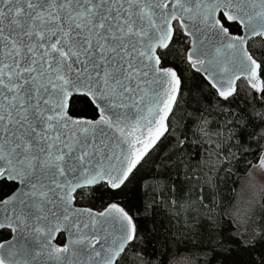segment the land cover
<instances>
[{
    "label": "snow or ice",
    "instance_id": "1",
    "mask_svg": "<svg viewBox=\"0 0 264 264\" xmlns=\"http://www.w3.org/2000/svg\"><path fill=\"white\" fill-rule=\"evenodd\" d=\"M255 42L264 0H0V264H264V187L220 196L264 171Z\"/></svg>",
    "mask_w": 264,
    "mask_h": 264
},
{
    "label": "trees",
    "instance_id": "2",
    "mask_svg": "<svg viewBox=\"0 0 264 264\" xmlns=\"http://www.w3.org/2000/svg\"><path fill=\"white\" fill-rule=\"evenodd\" d=\"M255 47L257 48H261L262 50H264V46H262L259 42H255ZM258 58H264V57H260L258 54ZM259 87H253L252 85H250L248 83V81H246L244 79V81H242L240 83V94L237 98V102L233 105V107H238L240 105H244L245 108H247V103L251 101V92L253 89L259 90L262 87H264V80H261L259 77ZM229 95V94H228ZM227 96V95H226ZM186 119V112L182 111L181 109H177V114L174 117V120L177 122V126H178V131L182 130V129H188L189 130V138L191 139V132H190V126H185L184 125V120ZM247 131V129H246ZM238 139V138H237ZM236 143L234 141L233 143V157L235 158L236 155ZM241 152L240 155L242 157V159H240L238 162L235 161V159L233 160V164L228 166V169L226 170H221L220 175L225 177L224 183L227 185L228 189H232V185L233 182H235V189L232 191H226V190H221L220 192V196L223 197L222 200V204H221V208L222 211L225 213L226 207L230 204H232V202L235 199L236 196V191L239 187V185L241 184L242 180L245 177V174L249 168V166L251 165V163H253L256 160V156L253 155L252 150L253 148L256 147V145H248V141L245 140L244 145H241ZM244 148H248V151H243ZM205 151L203 145L200 144H190L189 145V153L190 154H198V153H203ZM218 203H221L220 201H218ZM226 214V213H225ZM224 227H227V223L225 222L223 224ZM181 254H186L183 252V250H181L179 253H176L175 250L172 251V253H170V258L171 260L179 257Z\"/></svg>",
    "mask_w": 264,
    "mask_h": 264
},
{
    "label": "rangeland",
    "instance_id": "3",
    "mask_svg": "<svg viewBox=\"0 0 264 264\" xmlns=\"http://www.w3.org/2000/svg\"><path fill=\"white\" fill-rule=\"evenodd\" d=\"M262 187H264V171L260 170L253 162L236 191L234 201L226 207L225 213L231 210V206L242 204L249 196L259 191ZM185 255L181 254L179 257L172 259L173 264H183Z\"/></svg>",
    "mask_w": 264,
    "mask_h": 264
},
{
    "label": "water",
    "instance_id": "4",
    "mask_svg": "<svg viewBox=\"0 0 264 264\" xmlns=\"http://www.w3.org/2000/svg\"><path fill=\"white\" fill-rule=\"evenodd\" d=\"M244 67H245V70H247V66L246 65H244ZM172 79L173 80H175V77H174V75L172 76ZM245 80L246 81H248V83L250 84V85H252L253 87H259V71H258V66L257 65H255V64H253L252 66H251V69H250V71H248L247 72V75L245 76ZM231 91H232V88L231 87H229V88H227L225 91H224V93H223V95H228V94H230L231 93ZM174 93V92H173ZM171 103V99H169L168 101H167V107H168V105ZM171 108V107H170ZM165 111V110H164ZM164 111H163V113H162V115L164 114ZM162 115H161V117H162ZM161 117L159 118V120L157 121V125L160 123V121H161ZM156 125V126H157ZM156 128L157 127H155V129L154 130H150V132H149V135L150 136H152V138L153 139H155V137L156 136H158L160 133H159V131H157L156 130ZM146 146H148V144H147V140L145 141V146L144 147H146ZM143 148V147H142ZM141 148V149H142ZM140 149V150H141ZM139 150V151H140ZM138 151V152H139Z\"/></svg>",
    "mask_w": 264,
    "mask_h": 264
},
{
    "label": "bare ground",
    "instance_id": "5",
    "mask_svg": "<svg viewBox=\"0 0 264 264\" xmlns=\"http://www.w3.org/2000/svg\"><path fill=\"white\" fill-rule=\"evenodd\" d=\"M175 95V93H173V96ZM171 107V103L168 105L167 108ZM167 114V110L165 109L164 114L161 117V121L160 123L156 126V130L159 131V133L164 131V120L163 117ZM147 147V146H146ZM146 147H143L138 154L136 155L135 159H139V156L143 154V152L146 150ZM135 159L133 160V163H135Z\"/></svg>",
    "mask_w": 264,
    "mask_h": 264
}]
</instances>
